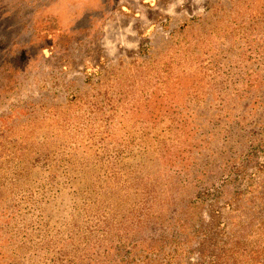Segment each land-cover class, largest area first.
I'll return each mask as SVG.
<instances>
[{
  "label": "rangeland",
  "instance_id": "374dc122",
  "mask_svg": "<svg viewBox=\"0 0 264 264\" xmlns=\"http://www.w3.org/2000/svg\"><path fill=\"white\" fill-rule=\"evenodd\" d=\"M0 264H264V0H0Z\"/></svg>",
  "mask_w": 264,
  "mask_h": 264
}]
</instances>
